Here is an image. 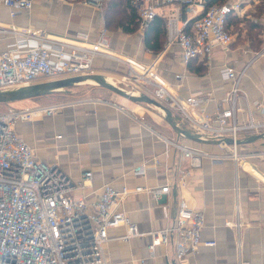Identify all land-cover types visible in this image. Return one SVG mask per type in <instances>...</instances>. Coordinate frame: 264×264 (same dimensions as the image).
I'll use <instances>...</instances> for the list:
<instances>
[{
    "label": "crops",
    "instance_id": "1",
    "mask_svg": "<svg viewBox=\"0 0 264 264\" xmlns=\"http://www.w3.org/2000/svg\"><path fill=\"white\" fill-rule=\"evenodd\" d=\"M245 8L241 5L234 13L239 26ZM182 16H191V13L182 9ZM103 26L100 8L80 2L33 0L29 10L15 17H10L2 7L0 51L24 40L32 43L38 34L54 40L78 41L85 33L93 40ZM107 31L112 52L142 63L154 62L159 74L178 96L210 93L215 99L223 97L229 82L221 78L219 69L228 65L237 70L245 67L241 77L240 107L246 103L251 106L252 101L264 103V53L254 55L264 49V29L263 35H259L263 39L259 48L252 49L247 42L239 44L241 35L230 23L231 42L227 47L212 50L210 62L202 74L187 68L177 45L164 46L154 53L146 48L141 32L129 36L120 30ZM93 66L96 73H110L116 77L129 71L128 65L120 59L104 55H97ZM44 100L45 96L30 98L25 106L35 107ZM214 108V103L206 106L209 112ZM244 115L239 113L240 118ZM156 117L146 121L138 103L119 96V99L100 101H67L51 115L38 113L16 123L15 130L22 133L36 158L57 165L67 175L74 184V195L87 199H94L105 183L117 188L126 185L130 189L160 185V166L149 162L144 175H135L132 169L153 157L168 167L173 166L178 161V150L168 144L170 140L197 146L209 155L226 152L217 144H199L178 137L161 116ZM249 136L242 134L240 139ZM238 149L240 152L264 151V137L239 145ZM209 155L201 159L199 166L191 168L183 185L172 182L169 194L152 197L144 192H133L124 199L120 208L140 234L119 238L126 234L127 225L110 227L104 245L108 264H141V260L143 264H175L171 242L156 246L154 256L147 257L150 242L147 232L170 224L180 197L190 208L204 214L201 237L215 242L214 245H200L195 254L189 255L190 264H264V155L237 162L229 157L213 160ZM181 167H187L186 162H181ZM85 171H90L89 177L84 178ZM163 205L167 207V215Z\"/></svg>",
    "mask_w": 264,
    "mask_h": 264
},
{
    "label": "built area",
    "instance_id": "2",
    "mask_svg": "<svg viewBox=\"0 0 264 264\" xmlns=\"http://www.w3.org/2000/svg\"><path fill=\"white\" fill-rule=\"evenodd\" d=\"M66 1L96 8L102 4V0ZM244 1L225 0L208 7H205V0H130V4L137 11L138 26L142 30L156 15L164 17V46L177 45L185 65L192 59L204 60L207 65L215 47L224 48L231 42L227 18L237 13ZM32 4L33 0H0V8H6L10 17L29 10ZM182 9L189 11L191 16L183 17ZM35 38L32 43L24 40L0 51V89L93 73L97 55L111 56L126 63L130 70L119 82L137 85L166 105L178 118L177 123L185 124L203 139L220 140L217 145L226 152L209 155L197 146L170 140L168 144L178 150V161L173 166L168 167L153 157L132 169L135 175H144L149 162L160 166V185L130 189L126 185L117 188L105 183L94 199H87L74 195V184L67 175L57 165L36 158L25 138L15 130L16 123L38 113L51 115L67 101L35 107L7 105L0 110V264H108L104 245L110 227L127 225L126 234L119 238L140 234L120 208L129 194L144 192L152 197L169 194L172 182L183 185L191 168L199 166L201 159L208 155L213 160L229 157L235 162L264 155L263 150L240 152L234 142L242 134L264 135V103L252 101L251 106L246 103L244 107L238 103L243 95L240 85L245 67L238 70L228 65L220 67V76L229 82V89L219 99L210 93L182 97L175 94L154 62L142 63L112 52L104 26L93 40L85 33L78 41L54 40L39 34ZM263 53L264 49L254 55ZM177 77L180 79L181 75ZM89 100L101 99L81 98L77 102ZM210 103L215 104L211 112L206 109ZM239 113H245L243 118ZM224 138H231L233 142L226 144L222 141ZM181 162H186L187 167H181ZM83 176L89 177L90 171H85ZM83 183L84 179L81 185ZM162 209L167 215L166 205ZM204 225V214L190 208L185 199L178 198L170 224L147 232L150 235L147 257L154 256L156 246L171 242L175 264H190L189 255L195 254L200 245L215 244L213 240L202 239Z\"/></svg>",
    "mask_w": 264,
    "mask_h": 264
},
{
    "label": "water",
    "instance_id": "3",
    "mask_svg": "<svg viewBox=\"0 0 264 264\" xmlns=\"http://www.w3.org/2000/svg\"><path fill=\"white\" fill-rule=\"evenodd\" d=\"M107 76L101 73H88L83 75H77L72 77H63L58 79H48L38 81L25 86L11 87L0 89V103H9L18 100L30 99L34 97L45 96L53 92L65 91L78 84L86 81H91V85H98L103 87L112 93L127 99L134 103H145L153 106L157 109L165 122L170 126L173 132L181 138H185L189 141H193L199 144H218L220 140H207L200 137L193 131L183 128L176 122L171 110L163 103L157 101L147 93L139 90H129L119 85V82L108 81ZM122 84V83H121ZM262 133L250 135L246 139H236L234 142L236 145H243L251 143L259 138H263ZM226 144H231L233 141L231 138L222 139Z\"/></svg>",
    "mask_w": 264,
    "mask_h": 264
},
{
    "label": "rangeland",
    "instance_id": "4",
    "mask_svg": "<svg viewBox=\"0 0 264 264\" xmlns=\"http://www.w3.org/2000/svg\"><path fill=\"white\" fill-rule=\"evenodd\" d=\"M242 6H246L242 14V21H241L242 24L241 26H239L237 23L234 30H238L241 35L239 38V44H245L247 42L250 48L255 49V46L254 45L251 46V44L248 43L247 39L249 35L253 36V35H256L257 33H259L258 35H263L262 32L264 29V0H245L244 3H242ZM252 24L259 25L260 27L258 26L256 29H251V32H249L248 29ZM117 30L122 31L119 28L112 29L111 31L113 32ZM138 32H141L143 34V30L139 28V26L135 32L127 33V34L131 36V35L137 34ZM262 40L263 39H261V42ZM129 71L126 70L123 72L127 74ZM124 73H122V75H124ZM101 74L109 76L115 82L121 81L120 77L122 75H118L116 77L114 75H111L110 73H101ZM119 85L129 90L133 89V90H139V91L144 92L143 89L136 87L137 85H130V84L125 85L123 83L122 84L119 83ZM81 98H100V99L109 100V99H117V98L119 99V96L98 85L78 84L65 91L53 92L48 95H45V100L41 104L47 105L53 102H60V101L61 102H64V101L72 102V101H77ZM29 102H30V99L29 100L24 99V100L9 102L7 104L0 103V110L5 109L7 105H12L14 107H22V106L27 105ZM138 105L143 108V116L146 121H150V117L157 118L156 115L161 116L160 112L151 105H148L145 103H138Z\"/></svg>",
    "mask_w": 264,
    "mask_h": 264
},
{
    "label": "trees",
    "instance_id": "5",
    "mask_svg": "<svg viewBox=\"0 0 264 264\" xmlns=\"http://www.w3.org/2000/svg\"><path fill=\"white\" fill-rule=\"evenodd\" d=\"M224 1L225 0H205V7L220 4ZM100 11L103 16L104 26L109 30L119 28L125 33H133L138 28L139 23L137 11L130 4V0H102ZM230 23H233L235 29L238 20L234 14H230L227 18L228 30ZM258 26L259 25L252 24L248 31L251 32V29H256ZM258 34L259 33L253 36L249 35L247 39L251 46H255V49L259 48L261 43V38ZM143 37L144 44L147 49L154 53L161 51L166 41L164 17L156 15L149 25L143 30ZM186 66L190 71L197 74H202L206 69V63L204 60L192 59ZM174 118L176 122H179L175 115ZM180 125L183 128L188 129L185 124L181 123Z\"/></svg>",
    "mask_w": 264,
    "mask_h": 264
},
{
    "label": "bare ground",
    "instance_id": "6",
    "mask_svg": "<svg viewBox=\"0 0 264 264\" xmlns=\"http://www.w3.org/2000/svg\"><path fill=\"white\" fill-rule=\"evenodd\" d=\"M134 65L139 69V64L137 62H135ZM144 72H146V71H144ZM106 78H107L108 81H111V82L113 81L109 76H107ZM84 83L92 84L91 81H86Z\"/></svg>",
    "mask_w": 264,
    "mask_h": 264
}]
</instances>
